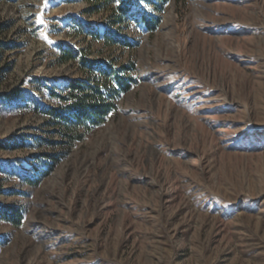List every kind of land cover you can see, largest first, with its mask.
Here are the masks:
<instances>
[{"label":"rangeland","instance_id":"rangeland-1","mask_svg":"<svg viewBox=\"0 0 264 264\" xmlns=\"http://www.w3.org/2000/svg\"><path fill=\"white\" fill-rule=\"evenodd\" d=\"M100 6L0 0V93L16 95L0 114V206L22 213L0 219V264H264V0ZM84 60L133 81L70 144L40 107L87 77ZM39 152L57 160L30 184Z\"/></svg>","mask_w":264,"mask_h":264},{"label":"trees","instance_id":"trees-1","mask_svg":"<svg viewBox=\"0 0 264 264\" xmlns=\"http://www.w3.org/2000/svg\"><path fill=\"white\" fill-rule=\"evenodd\" d=\"M111 1L90 0V3L92 7L99 9L100 5L104 7ZM159 3L154 8L160 10L161 5ZM126 5L125 3L112 12V24L122 23L126 18L128 19V8ZM136 18V21L141 22L149 30H153L159 21V16L152 13L146 14L142 12ZM110 35V29L107 26L103 34L106 42L109 43L119 39L123 44L130 45L126 39L123 38L121 40L115 34L111 38ZM82 58L86 59V56L82 55ZM98 64L84 60L82 67L85 69L87 77L69 80L66 89L56 94L57 99L59 98L56 106L40 107L41 111L47 115V125L54 127L55 131L70 144L81 140L86 133L104 123L116 110V96L119 92L127 91L133 81L130 76H124L121 74L120 69L113 68L110 63ZM95 65H98V70L102 75L100 80L92 76L91 68ZM14 93V91L0 93V114L14 109L12 108L14 107L12 105L16 103V95ZM56 160L57 158L50 153H36L32 158L31 170H37L38 174H33L30 178H26L28 183L36 184L42 176L52 170ZM21 218L22 213L19 208L0 206L1 220L17 225L21 222ZM1 241L0 239V244L2 243Z\"/></svg>","mask_w":264,"mask_h":264},{"label":"snow or ice","instance_id":"snow-or-ice-1","mask_svg":"<svg viewBox=\"0 0 264 264\" xmlns=\"http://www.w3.org/2000/svg\"><path fill=\"white\" fill-rule=\"evenodd\" d=\"M41 21H40V19H39V17L37 18V23H40Z\"/></svg>","mask_w":264,"mask_h":264}]
</instances>
